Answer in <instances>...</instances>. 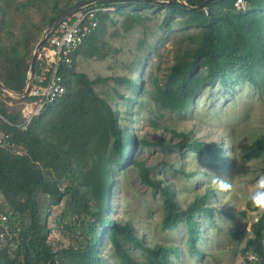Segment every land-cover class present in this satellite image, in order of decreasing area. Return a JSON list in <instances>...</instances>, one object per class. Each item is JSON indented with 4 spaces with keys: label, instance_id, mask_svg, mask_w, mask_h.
Segmentation results:
<instances>
[{
    "label": "trees",
    "instance_id": "1",
    "mask_svg": "<svg viewBox=\"0 0 264 264\" xmlns=\"http://www.w3.org/2000/svg\"><path fill=\"white\" fill-rule=\"evenodd\" d=\"M85 1L0 0V78L9 88H25L43 31ZM204 1H101L115 9L100 13L97 29L75 50L73 64L63 68L67 90L62 97L23 128L17 124L24 119L28 97L8 99L0 94V131L6 136L5 145L0 146V264H105L101 254L105 239L111 242L118 264H170L172 256H180L179 245H145L132 223L111 219L107 212L117 168L130 163L139 168L147 185L163 195L162 229L172 230L185 222L188 249L203 254L197 243L201 227L195 213H210L212 207L205 203L215 190L208 186L181 208L171 185L152 178L144 161L133 156L138 145L152 142L137 139L119 110L96 91L100 76L93 79L78 71L76 61L80 53L105 57L104 32L112 13L124 14L125 29L130 30L141 17L139 9L161 8L162 27L177 24L197 30L188 35L187 46L176 55L164 82L145 90L160 107L185 112L202 89L215 82L233 86L246 80L259 85L264 75V0H243L244 6L237 5V0H208L200 6ZM127 7L131 10L126 11ZM118 79L133 91L143 88L142 77ZM176 133L182 136L176 144L179 149L187 145L214 160H229L216 141L191 138L190 132ZM245 156L264 157V133L252 141ZM195 175L188 173L189 179ZM62 201L64 208L51 226L50 207ZM56 228L81 231L68 243L54 234ZM252 232L240 250L241 264H264V211L252 224ZM130 246L145 250L148 259L136 258Z\"/></svg>",
    "mask_w": 264,
    "mask_h": 264
},
{
    "label": "rangeland",
    "instance_id": "2",
    "mask_svg": "<svg viewBox=\"0 0 264 264\" xmlns=\"http://www.w3.org/2000/svg\"><path fill=\"white\" fill-rule=\"evenodd\" d=\"M129 10L127 7L126 11ZM137 12L141 17L130 30L125 29L124 14L112 13L104 32L105 57H86L80 53L76 69L93 79L100 76L101 80L95 83L96 91L119 110L138 140L144 137L152 142L138 145L133 156L144 161L152 178L171 185L181 208H186L208 186L215 193L205 203L212 207L210 213H195L201 227L197 243L203 254L199 256L186 245L185 222L172 230L162 229L163 195L141 179L134 164L117 168L111 204L106 208L109 217L132 223L145 245H179L180 256H172L170 264H241L244 257L240 250L253 236L252 224L264 211L248 199L256 177L264 175V157L245 156L252 141L264 133V75L259 85L246 80L233 86L221 82L208 85L185 112L164 109L145 90L153 88L155 82H164L176 55L187 46L188 35L197 29L177 24L162 27L161 8L145 7ZM133 76L142 77L143 88L138 86L133 91L126 81L118 79ZM176 132H190L191 138L204 142L216 141L229 160H214L187 145L179 149L176 144L182 136ZM189 172L197 175L189 179ZM63 208L64 201L50 207L49 225L54 226V218ZM80 231L56 228L54 234L69 243ZM130 248L139 260L148 259L145 250ZM101 254L105 264H118L108 239L102 242Z\"/></svg>",
    "mask_w": 264,
    "mask_h": 264
},
{
    "label": "built area",
    "instance_id": "3",
    "mask_svg": "<svg viewBox=\"0 0 264 264\" xmlns=\"http://www.w3.org/2000/svg\"><path fill=\"white\" fill-rule=\"evenodd\" d=\"M236 4L244 6L243 0H237ZM114 9L99 2L85 5L62 19L50 32L38 51L32 84L26 96L28 100L23 106L24 119L18 126L26 128L34 117L65 94L67 86L63 68L73 64L75 50L97 29L100 13ZM5 137L0 131V146L5 145ZM2 218L6 220L5 215Z\"/></svg>",
    "mask_w": 264,
    "mask_h": 264
},
{
    "label": "water",
    "instance_id": "4",
    "mask_svg": "<svg viewBox=\"0 0 264 264\" xmlns=\"http://www.w3.org/2000/svg\"><path fill=\"white\" fill-rule=\"evenodd\" d=\"M101 1H106V0H87L85 2L76 4L74 6H72L71 8H69L67 11H65L63 14H61L54 22L51 26H49L42 34L39 42L37 43L33 55H32V60L30 63V67H29V71H28V78H27V84L25 86V88L21 91H17L14 89L9 88L0 78V93L3 94L4 96L10 98V99H22L25 98L29 92V89L31 87L32 84V80H33V75H34V71H35V66H36V60H37V54L39 49L41 48L42 44L44 43L46 37L50 34V32L58 25V23L64 19L65 17H67L68 15H70L72 12H74L75 10L85 6V5H89L95 2H101ZM111 1H118V0H111ZM208 0H205L204 2H202L201 4H199L200 6L203 5L205 2H207Z\"/></svg>",
    "mask_w": 264,
    "mask_h": 264
},
{
    "label": "clouds",
    "instance_id": "5",
    "mask_svg": "<svg viewBox=\"0 0 264 264\" xmlns=\"http://www.w3.org/2000/svg\"><path fill=\"white\" fill-rule=\"evenodd\" d=\"M227 186L223 185V187ZM248 199L253 206L264 210V175L256 177L255 188L249 193ZM181 206L183 207V204Z\"/></svg>",
    "mask_w": 264,
    "mask_h": 264
}]
</instances>
